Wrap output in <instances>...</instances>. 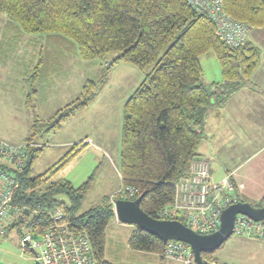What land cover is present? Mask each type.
Returning <instances> with one entry per match:
<instances>
[{"label":"trees","instance_id":"obj_1","mask_svg":"<svg viewBox=\"0 0 264 264\" xmlns=\"http://www.w3.org/2000/svg\"><path fill=\"white\" fill-rule=\"evenodd\" d=\"M223 9L229 17L246 23L249 32L264 26V0H223ZM0 14L23 34L69 41L84 62L104 61L106 55L117 52L119 56L109 63H127L143 73L142 83L123 106L119 178L120 188L135 187L144 195L140 208L156 219L158 211L172 203L175 183L197 158L195 150L203 136L204 121L198 110L206 108L215 94L218 105L222 104L259 65V50L248 39L239 48L228 47L216 35L214 24L186 0H0ZM210 50L220 65L223 82L230 86L225 92L218 90L221 84L213 83L215 90L210 92L201 83L200 57ZM36 94L32 89L26 106H31ZM96 94L97 83L88 80L78 98L51 117L33 121L25 141L37 144L42 133L60 129ZM37 145L27 149L24 166L16 173L20 187L13 201L25 208L9 229L22 228L24 216L35 210L38 213L28 228L29 234L39 237L53 225L51 211L62 209L60 223L88 239L98 264H112L104 257L105 232L115 219L111 202L123 198L116 192L77 214L93 176L78 188L67 180L47 184L45 174L34 176L33 165L43 149ZM84 147L74 145L67 158ZM57 193L67 196L69 207L53 199ZM165 245L136 227L128 238L131 250L159 257ZM201 256L218 264L213 253Z\"/></svg>","mask_w":264,"mask_h":264},{"label":"rangeland","instance_id":"obj_2","mask_svg":"<svg viewBox=\"0 0 264 264\" xmlns=\"http://www.w3.org/2000/svg\"><path fill=\"white\" fill-rule=\"evenodd\" d=\"M0 15L6 17L4 14ZM5 22L0 18V56H4L3 63H0V75L5 73L6 77L4 80L0 79V84L3 83L0 88L1 139L13 144L23 142L30 133L33 121L51 117L65 104L78 98L87 80L97 83V94L83 111L67 119L60 129L38 136L37 141L43 149L33 165L34 176L45 174L48 178L47 184L67 180L74 188H78L93 176L91 188L82 198L77 211V214H81L98 205L104 198L116 194L120 188L119 152L123 106L134 89L142 83L143 73L127 63H109L119 56L117 52L106 55L104 61L84 62L79 57L76 58L75 50L68 41L56 40L63 43L56 44L55 47L51 44V47L44 49L46 35L21 36L22 33L17 28L12 30L9 26L3 29ZM21 42L24 44H20ZM33 44L36 48L32 49ZM49 51L55 53L47 56ZM32 52L38 53L34 59ZM200 64L203 71L201 83L213 92V83L222 80L217 58L210 50L200 57ZM2 65L5 70H1ZM108 66L109 69L106 70ZM52 72L62 77L56 83L49 77ZM32 89L37 92L36 98L31 106H26ZM88 139L92 142L91 145ZM86 142L89 143L85 148L67 158L75 144ZM215 155L223 170L232 173L237 170L248 172L264 155V140L257 137L245 140L240 151L230 145L219 146ZM235 178L234 175L233 180ZM249 178L256 180L258 189L264 190V177ZM43 191L44 188L37 194L40 195ZM53 199L70 206L63 193L53 195ZM257 204L264 205V195L263 199L250 205ZM37 213L32 210L28 216H24L22 228H11L6 236L0 237L1 264H35L31 260L32 255L22 249L21 239L29 234L28 223ZM54 213L55 210H52L50 214ZM134 230L133 225L122 224L116 218L110 222L105 232L104 257L108 262L176 264L162 260L156 254L131 250L128 247V238ZM241 239L243 238L231 235L213 253L218 264L250 263L246 257L248 249L241 244Z\"/></svg>","mask_w":264,"mask_h":264},{"label":"built area","instance_id":"obj_3","mask_svg":"<svg viewBox=\"0 0 264 264\" xmlns=\"http://www.w3.org/2000/svg\"><path fill=\"white\" fill-rule=\"evenodd\" d=\"M198 13L206 16L215 26L216 35L230 48L243 46L249 33L246 23L229 17L223 9V0H186ZM83 143L80 147L86 146ZM37 144L21 142L12 144L0 139V237L7 234V229L21 217L25 207L14 203L13 198L19 189L16 173L24 166L27 149L36 148ZM229 176L219 182L210 178L206 160L194 158L186 175L174 185V197L170 205L159 210L157 219L177 220L199 234H209L218 230L221 212L238 202L236 190L242 189ZM117 194L129 200L140 193L135 187H121ZM114 200L111 202L113 204ZM53 225L39 237L31 234L21 239L22 249L31 254V260L38 264H98L88 239L70 231L64 224V211L56 209L51 215ZM232 235L260 240L264 243V220L252 221L236 215ZM161 257L182 264H197L191 249L182 242L169 240L165 243ZM1 264V263H0Z\"/></svg>","mask_w":264,"mask_h":264},{"label":"crops","instance_id":"obj_4","mask_svg":"<svg viewBox=\"0 0 264 264\" xmlns=\"http://www.w3.org/2000/svg\"><path fill=\"white\" fill-rule=\"evenodd\" d=\"M0 18L2 21H6L3 29L9 28L10 26L9 29L15 30L16 27L12 26L13 24L11 25L6 17L0 15ZM23 35L24 34L22 33L21 36ZM45 39L47 40H45L43 43L44 49L51 47V44L53 47H55L56 44L61 45L63 43L61 41H67L53 36H47ZM49 39L52 40L50 41ZM248 41L259 50V65L251 74L249 80L241 81L236 89L231 90L226 95L222 104L218 105L219 96L218 94H215L210 104L206 108L198 110V112L203 115L204 118L202 127L203 136L195 153L197 157L208 161L209 174L213 182H219L224 177L229 176L233 183L243 186L242 189H237L235 192L237 200L251 204L258 199H263L264 190L258 189L257 185H255L256 180L250 179L249 176L264 177V155L258 159L250 171L240 172V170H237L235 173L229 172L226 169L223 170L224 168H222L220 160H218L215 155L216 149L219 146L230 145L235 150L240 151L243 146V141L245 140L248 141L250 138L256 137L264 140V26L251 29L249 32ZM20 44L24 43L21 42ZM70 46L72 47L73 45L70 44ZM33 48H36L35 44H33L32 49ZM74 50L76 58H78L76 49L74 48ZM54 53V51H49L48 54L46 53V55L50 56ZM35 55H38V53H31L33 59ZM1 56L0 63L2 64L4 56H2V58ZM78 64L81 63L79 62ZM1 70H5L3 65ZM53 72L49 77L56 83V80L62 77L58 76L59 74H53ZM5 78V73L0 75V79L4 80ZM214 83L221 84L218 90L221 89L224 92L230 87L229 84L224 83L223 80ZM2 86L3 83L0 84V88ZM135 90L136 89H134V91ZM209 91L211 92V89H209ZM133 92L130 94V96L133 94ZM26 138L23 140V142H25ZM89 142L91 145L92 142L90 140ZM36 143L39 144L38 141ZM234 175L236 176L235 180H233ZM241 241V244L248 249V254L246 257L248 261H250L249 264H264V243L260 240L248 238H243ZM169 262L182 264L181 262L177 261Z\"/></svg>","mask_w":264,"mask_h":264},{"label":"water","instance_id":"obj_5","mask_svg":"<svg viewBox=\"0 0 264 264\" xmlns=\"http://www.w3.org/2000/svg\"><path fill=\"white\" fill-rule=\"evenodd\" d=\"M143 196L141 194L133 200H114L115 218L122 224L133 225L139 230L158 237L164 244L169 240L185 243L191 249L197 264H212L204 261L201 255L214 253L231 237L236 215H243L255 222L264 220V205L254 207L247 202L238 201L221 212L220 226L217 231L199 234L180 221L160 220L147 215L140 208ZM30 253L35 254L33 249H30Z\"/></svg>","mask_w":264,"mask_h":264}]
</instances>
